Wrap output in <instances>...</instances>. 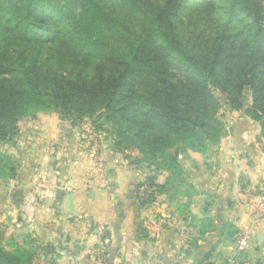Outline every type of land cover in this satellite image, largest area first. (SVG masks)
Returning a JSON list of instances; mask_svg holds the SVG:
<instances>
[{"label":"trees","instance_id":"trees-1","mask_svg":"<svg viewBox=\"0 0 264 264\" xmlns=\"http://www.w3.org/2000/svg\"><path fill=\"white\" fill-rule=\"evenodd\" d=\"M223 108L244 110L264 138V0H0L1 178L15 175L3 146L22 118L97 117L94 129L134 152L131 163L168 173L163 185L149 175L137 186L139 203L174 202L195 192L179 154L219 144ZM35 254L0 243V264Z\"/></svg>","mask_w":264,"mask_h":264},{"label":"crops","instance_id":"crops-1","mask_svg":"<svg viewBox=\"0 0 264 264\" xmlns=\"http://www.w3.org/2000/svg\"><path fill=\"white\" fill-rule=\"evenodd\" d=\"M250 101L246 90V106ZM226 112L232 115L228 133L217 146L178 156L195 192L174 202L159 195L145 205L137 186L149 175L163 185L165 170L135 166L109 138L56 113L22 118L8 146L15 175L0 177V243L33 249L32 264H224L233 257L235 264H264V138L244 110ZM41 179L54 191L40 203L34 191ZM149 220L153 229L141 231L139 224ZM245 231L247 245L237 254ZM99 239L103 257L96 262Z\"/></svg>","mask_w":264,"mask_h":264},{"label":"built area","instance_id":"built-area-1","mask_svg":"<svg viewBox=\"0 0 264 264\" xmlns=\"http://www.w3.org/2000/svg\"><path fill=\"white\" fill-rule=\"evenodd\" d=\"M93 155H94V158L98 162L101 160V157H100V155L96 149L93 150ZM100 181H102V183H106L105 178H102ZM53 191L54 190L51 187L49 180H47V179H41L35 183L34 194H35V198L40 203L43 202L46 199V197L51 196L53 194ZM31 208H33V206H31ZM254 208H257V205H255ZM153 227H154V222L151 220L144 221L142 223V228L145 231H150L153 229ZM102 231H103V226L99 225V227L97 228V237H99L101 235ZM248 239H249V232L248 231H245L240 235V237L238 239L237 254L245 249L247 242H248ZM95 245L96 246H95V248H93L92 253H93V256L95 258V261L100 262L102 260V257H103V242H101V240L99 239ZM235 261H236V258L233 257V258L227 260L224 264H235Z\"/></svg>","mask_w":264,"mask_h":264},{"label":"rangeland","instance_id":"rangeland-1","mask_svg":"<svg viewBox=\"0 0 264 264\" xmlns=\"http://www.w3.org/2000/svg\"><path fill=\"white\" fill-rule=\"evenodd\" d=\"M215 93L218 95L217 92H215ZM228 110H229V109H228ZM226 111H227V109L223 108V109H221L220 114H221L223 120L227 122V120L231 119L232 115L229 114V113H227ZM93 122H97V123H98V122H102V121H101L100 118H97V117H96V118L94 119ZM93 122H92L91 120H84V121H82V126H85L86 131L89 130V133H90L91 135H93V136H101V135H102L103 137L105 136V137H107V138H109V139H110V137L112 138L111 135L101 134V133H99L98 131H96V130L94 129V127H93V125H95V124H93ZM83 123H84V124H83ZM80 126H81V124H80ZM81 128H83V127H81ZM85 128H84V130H85ZM84 130H82L83 133H84ZM86 131H85V133H86ZM99 134H100V135H99ZM6 148H8V147L6 146ZM126 153H127V154H133V155H135V153H134V152L131 153V151H127Z\"/></svg>","mask_w":264,"mask_h":264},{"label":"water","instance_id":"water-1","mask_svg":"<svg viewBox=\"0 0 264 264\" xmlns=\"http://www.w3.org/2000/svg\"><path fill=\"white\" fill-rule=\"evenodd\" d=\"M60 194H61V191H60V190H58V191H57V197H59V196H60Z\"/></svg>","mask_w":264,"mask_h":264}]
</instances>
